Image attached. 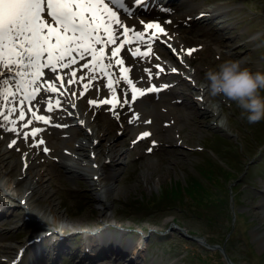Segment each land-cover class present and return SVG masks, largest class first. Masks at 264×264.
Instances as JSON below:
<instances>
[{
	"label": "rangeland",
	"instance_id": "obj_1",
	"mask_svg": "<svg viewBox=\"0 0 264 264\" xmlns=\"http://www.w3.org/2000/svg\"><path fill=\"white\" fill-rule=\"evenodd\" d=\"M187 1L195 5L196 11L220 5L226 9H235L227 14V18H230V29L223 34L220 33L219 37L214 36L223 51L228 52L227 47L233 46V54L218 53L216 46L210 57L206 54L200 55L205 61L202 58L195 59L192 65H182L178 60L161 62V67L166 69L164 74L168 75L165 82L160 76L155 79L158 88H165L164 85L170 83L172 74L177 77L182 73L179 72L181 70L197 68L195 74L189 76L190 86L176 83L178 86L171 87L177 90L180 97L188 98L190 104L186 101L185 106H182L177 104L176 100H172L175 110L163 112L155 108L159 110L141 117V113L151 110L152 107L149 102L137 98L135 109L127 110V115L140 116V123L150 122L149 126L153 129L161 127L162 116L164 118L167 115L168 120L183 116V120L175 128H168L167 132L151 131L157 132V136L163 139L162 143L151 140L153 138L149 140L144 138L142 142L135 143L131 135L115 132L116 135L110 141L103 138L94 148L96 143L90 141V133L86 139L83 134L86 130L90 131V128L92 131L95 126V124L92 126L93 121L97 120V117L100 121L110 124L109 114L103 115L100 112L97 116L96 112L89 110L87 106L83 108L76 106L79 119L75 121L76 123L81 121L82 124L76 128L80 136L77 143L76 141L74 143L84 144L83 150L78 148V154L75 153L78 161L73 163L71 156L66 154L62 156L63 158L57 156L55 158L58 161L50 171H47L45 162L50 156L49 151H36L38 148L36 145L30 147L32 154L36 152V170L46 171L43 182L45 194L41 192V188H38L41 193L33 194V190L28 191V184L22 182V179L20 185L16 184L21 166L23 168L21 159H24V153L20 146L23 139L21 134L23 121L19 119L18 111L12 113L10 117L15 123L0 118V139H5L4 147L13 152L12 158L8 156V161L0 157L2 170L8 169L9 166L12 168L7 176H2L0 172L2 176L0 178L13 181L14 190L5 191L11 195L6 198L13 207L7 208V212L0 207V217H5L0 218V232L3 233L2 235L0 233L2 236L0 250L4 248L2 245H7L6 250H10L9 259L15 257L16 259L12 261H16L25 243L40 231L32 225L28 226L26 216L33 220H42L44 229L54 224L52 219L59 214L72 216L71 222L74 224L60 218L62 220L60 223L69 225L68 228H63L65 236L69 238H64L67 239L65 245L68 250L57 260L58 264H82L80 256L85 247L94 254L95 252L88 246V243L92 242L84 239L88 235L86 233L94 231L96 227L104 228L103 236L112 237L114 243L120 245L131 243L130 247L134 249H131L129 256L124 259L112 255L101 256L102 258L96 260L94 264H130V257L134 255L136 249L141 250L139 264H264V120L248 124L246 120L240 119V109L235 103L224 99L222 105L221 97H212L210 100L216 107L223 108L220 116L214 117L212 113L198 105L194 95L198 85L206 84L205 71L224 60H243L245 66L253 71L264 72V0ZM164 8V14L169 12V16L178 10L175 3ZM215 22L216 20H213L211 23L213 30L219 32ZM246 43L249 44L248 48ZM165 47L168 49V45ZM169 48L172 50V47ZM173 54L176 55V51L173 50ZM173 69L175 71H172ZM105 83L104 80L99 93L105 89ZM115 90V93L121 92L119 86ZM166 92L162 91V95H167ZM65 94V106L70 110V94ZM0 103L2 104V100ZM26 104L27 102L24 108L28 119L30 107ZM3 110L2 112L8 114L7 110ZM113 110L115 109L110 107V111ZM36 111L43 112L39 108ZM155 117L156 122L153 123ZM112 118L115 119L113 116ZM221 120L224 121V128L218 127ZM72 123L68 121L64 124H55L51 128L53 135L61 139L59 145L62 148L71 147L66 143L68 136H65L63 131L70 128ZM19 126H22V130ZM13 127L16 128L15 132L11 131ZM139 127L141 125L134 126L135 134L143 130ZM102 130L103 134L107 135V132ZM110 142L117 143V149L121 154L123 152L122 156L110 157L112 156L108 149ZM39 147L48 148V142ZM151 148L154 150L149 151ZM24 150H28V146ZM9 161L14 163L6 164ZM75 166L84 169V172L73 175L70 170H76ZM92 166L98 169L100 167L101 178H92L89 169H92ZM111 175L114 177L111 178ZM191 185L195 189L193 196L189 194ZM200 192L204 197L198 196ZM197 196L202 199L201 205L194 204L191 199L192 197L196 199ZM22 199H27V204L24 205L26 208H22ZM151 203L156 205L155 209L151 207L153 213L148 215L150 217L147 220L144 212L149 211L147 207ZM50 207L55 213H52ZM45 245L47 242L41 248H46ZM39 247L40 245L30 247L28 255L35 257L36 264H48L52 261L50 254L53 249H48V257L37 258L36 252ZM96 248L100 250L106 246ZM0 256L4 259V252H1ZM25 260H22L23 264Z\"/></svg>",
	"mask_w": 264,
	"mask_h": 264
},
{
	"label": "bare ground",
	"instance_id": "obj_2",
	"mask_svg": "<svg viewBox=\"0 0 264 264\" xmlns=\"http://www.w3.org/2000/svg\"><path fill=\"white\" fill-rule=\"evenodd\" d=\"M106 3H109V6L113 8V10L117 11V14L119 18L121 19L122 23L130 29L129 36H132L135 32H142L144 33V39L141 41H134L130 45H125V48L121 50L120 52V59H123L124 64L123 65H115V60H113V67L109 68L107 71L111 74V78L113 79V87L119 86L121 88L120 93H115V96L119 98L120 103L116 105L115 110L112 112L110 111V107L113 108L112 104H104L102 101L104 100H112L113 99V93L109 88L107 87L108 85V77L101 75V73L97 70L95 72L89 71L88 69H84L82 65L86 61H78L76 65H72L71 69H59L57 73H51L50 70L45 69V77L42 79L40 86H41V91L37 94L36 98L31 101H25L24 104L27 102L26 106L33 108L35 111L37 108L44 112H37V115H42L45 116L50 120L49 123H44L38 120H35L32 118L31 112H29V118L26 120H31V124L28 127H24L25 121H23V128L22 126H19L22 130L21 134H23V139H21V148H23V157L24 159H21V162L23 163V168L21 166V171L17 175V183L19 184L20 181L26 182L28 185V191L33 190V194H37L39 192L38 188H41V192L45 194V187H44V181H45V172L42 170H36L37 164L35 163V160L37 159V156L35 154H32L31 151L29 150L30 147L32 146H37V150H44L45 148L42 149L41 144H39L40 140H43L44 143L48 142V151L50 153V156L48 160H46V170L50 171V168L56 163L58 160L55 157H61L64 154L67 156H71V161L73 163H76L78 159H76L75 153L79 149L83 150L82 148L84 147L83 143H77V140L79 139V132L76 130V128L79 127V125L82 124L81 121L76 123L75 120L79 119V113L75 110L76 106H81V108L87 106V108L93 112H96V115L98 116V113H102L103 115H108L109 119H111V123L108 124L106 121H100L98 117L96 118L97 120L93 121L92 126H95L90 128V131L86 130V133H84V139L88 137V134L90 133V141H95L96 145H94V148L98 145L99 142H102L103 138H106V140L110 141L114 135L118 132H122L124 134H129L134 138L135 143H140L142 140L145 139H151L153 141L162 143L163 139L157 136L156 133H151V131H162L167 132L168 128H175L177 124H179L183 120V116H178L174 117V120H168L166 119L167 115L163 118L162 116V124L161 127H157L156 129H153L152 126H149V123L146 122L144 124H141L139 119L140 116L142 117L143 115H149L150 113L156 112V110H163V112H171L175 109H173V101L176 100L177 104H182V106H185L186 101L190 104V100L185 97H180L179 93L177 90L171 89V87L178 86L177 84H186L187 86H190L191 84V79L189 76L192 77L193 74H195L196 70L195 68H187L185 71L181 70L179 76L175 77L172 74V77H170L169 82L167 84V87L165 88H158L161 89L156 92H151L148 91L149 88H151L153 85L157 88L159 87L156 84L155 79L159 78V76L162 79V81L165 82L167 80L166 75L164 74V71L166 69H163L161 67V62L163 61H168V62H174L175 60L179 61L182 65H192L193 60L198 59V60H204L203 57L200 55L206 54L207 57L211 56V53H213V48L216 47V50L218 53H226V54H233L232 53V48L233 46H228V52L222 50L221 44H219L214 36H220V33L223 34L227 32V30L230 29V18H227V14L230 12H233L235 9H226L223 6H210L207 7L206 9L202 10H195L196 7L195 5L191 4L187 0H160L157 2V0H145L143 4H137L136 0H131V3H129V0H127V4L124 2L125 7L128 9L126 12L124 8H120L115 4L111 3V0H105ZM168 2V3H166ZM170 2H174L178 6V10L175 11L172 15L169 16V12L164 14L163 9L164 6L170 5ZM132 4V6L128 5ZM133 6L135 8H133ZM174 10V9H173ZM196 11V12H195ZM163 12V13H162ZM195 12V13H193ZM201 13V14H200ZM168 14V15H167ZM198 14V16L196 15ZM167 15V16H166ZM199 17V18H197ZM218 19V20H217ZM213 20H216L215 26L218 27V31L213 30L212 22ZM147 23H158L161 25V27L164 28L165 32L167 35L161 34V33H156V30H149L145 28V25ZM212 26V27H211ZM118 27V26H114ZM156 33L154 38H150V34ZM117 36H118V43L124 39L122 35V30L117 31ZM239 37H237L238 39ZM174 41V42H173ZM153 42L156 44L154 45ZM254 42V40H253ZM251 43V42H250ZM151 44V52L150 55L147 57H140V56H133L132 51L135 50V48H139L140 51H148L149 48L147 49L148 45ZM158 44V45H157ZM154 45V46H152ZM165 45H168L165 47ZM248 48L249 44H245ZM164 46V48L162 47ZM243 46V45H242ZM99 47V46H97ZM114 46H109V49H106V55L110 56V49ZM172 47V50L169 48ZM191 49H195L194 52H192L191 55L188 54V51ZM173 50L176 51V55L173 54ZM206 57V58H207ZM87 61H90V58H86ZM107 59L103 61V63L107 64ZM163 66V64H162ZM127 67L130 69L129 72V79L132 80V84L135 85L137 89L140 91L144 92V95L137 96L135 99H132L133 93H132V85H129L125 80H123V73L121 71L122 68ZM160 69H163L161 71ZM75 70L76 71V76L73 77L74 82L73 83H68L69 76L71 74V71ZM150 70L152 75L149 76L148 71ZM58 75L62 76L64 83L63 85L56 84L57 88L59 89L58 92L52 93L46 90L45 85L46 83H52L53 81L51 80V77ZM83 76L84 79L81 80L80 77ZM94 76L95 79H89V77ZM165 78V79H164ZM105 80V85H104V90L99 93V90L101 88L102 82ZM177 80V81H176ZM115 81H119V83H116ZM177 83V84H176ZM2 84V82H0ZM175 84V85H174ZM146 86L145 88L142 87ZM87 86V87H86ZM138 86V87H137ZM161 86V85H160ZM165 86V85H164ZM3 87V85H2ZM167 91L165 96L162 95V91ZM65 93L70 94V101H69V107L70 110L67 109L65 106ZM125 93L127 95H125ZM152 95V96H151ZM162 95V98H161ZM194 95L196 96L195 98L197 99V103L199 106H202L206 109V111L212 113L214 117H219L220 113L223 111V108L221 107H216L211 100V96L208 94L205 86H199L194 90ZM78 96L80 97L78 99ZM101 96V97H100ZM21 95H17L15 98H10L13 99L14 103L9 104L8 108L11 107H16L18 109V106L20 105L19 101L22 99ZM137 98H140L145 100L146 102H149L150 107H152L151 110L141 113L140 116L137 115H127V110L129 109H135V104L137 103L136 100ZM98 99V100H96ZM127 100V103H124V101ZM222 105L224 99L222 98ZM48 101H51L52 103V111H48ZM56 101H59V107L56 106ZM86 103H85V102ZM89 101H96V104H92ZM4 102L2 101V104ZM175 103V102H174ZM1 104V103H0ZM119 105V106H118ZM172 105V106H171ZM99 107V108H98ZM122 107V108H121ZM58 108V109H57ZM61 108V109H60ZM66 108V109H65ZM98 108V109H97ZM159 108V109H155ZM176 108V107H174ZM7 110V108L0 107V112L2 110ZM87 109V110H88ZM124 109V110H121ZM3 110V111H4ZM170 110V111H169ZM72 111V112H71ZM82 111V109H81ZM115 112V114H114ZM69 115V116H68ZM81 115V119L83 116ZM90 115V114H89ZM116 115V116H115ZM117 115L119 118H117ZM162 115V114H161ZM115 117V119L112 118ZM181 120L179 121V119ZM117 119V120H116ZM159 120V117H157ZM74 120V121H73ZM87 120V117H86ZM156 117L153 119V123L156 121ZM68 121H72V125L70 128H66V131H63L65 136H68V142H66L68 145L71 147H61L59 145V142H62L61 139L59 140L57 137L53 135L52 127L55 124H64L67 123ZM152 121V120H150ZM170 123V124H168ZM91 127V123L89 124ZM139 128H142V131H139L135 134V128L134 126H140ZM170 125V126H169ZM169 126V127H168ZM103 127V128H102ZM218 127L224 128L225 124L224 121L221 120V122L218 123ZM39 128L42 129L36 136H32L31 133L34 129ZM73 128V129H72ZM69 129V130H68ZM107 132V135L103 134V130ZM119 130V131H118ZM116 132V133H115ZM145 132L150 133L151 135L144 137L143 139H140L141 135ZM25 133H28L27 139L25 138ZM5 140V139H4ZM3 139H0V157L2 156L5 158L6 161L8 156L12 158L13 152L10 151V149L7 147H4L5 141ZM57 140V141H56ZM32 141V142H31ZM76 141V142H75ZM75 142V143H74ZM82 142V141H81ZM112 143V144H111ZM24 145L25 148L28 146V150H24L25 148L22 146ZM92 145V148H93ZM152 145V144H151ZM154 145V144H153ZM19 145H17L18 148ZM117 143L110 142L108 149L110 150V157L113 156H122L123 152L119 151L117 149ZM61 147V150L59 149ZM20 148V147H19ZM79 148V149H78ZM154 148H151L150 151H153ZM30 152V154H29ZM147 153L149 151H146ZM78 154V153H77ZM74 157V158H72ZM14 163V161H9L6 162V164L10 165ZM79 164V163H78ZM26 165V167H25ZM5 168V166H3ZM70 167H74L73 165H70ZM81 167V166H80ZM83 167V166H82ZM77 168L76 170H70L73 175H80L84 172V169L79 168V166H75ZM11 166H9L8 169L2 170L0 166V172L2 176H7V173L11 172ZM91 170L92 178H101L100 172L101 169L97 167H93ZM104 170V167H102V171ZM86 171V170H85ZM85 174V173H84ZM103 175V174H102ZM0 176V177H2ZM114 177V175H111V178ZM8 178V177H7ZM22 179V180H21ZM21 184V183H20ZM19 184V185H20ZM13 181H10L9 179L5 180L3 178H0V197L4 198V200L0 199V207H3V210L7 212V208H11L13 206H10L11 203L8 202V199L6 198L7 194L5 191H14L13 190ZM26 186V185H25ZM39 192V193H41ZM31 193V192H30ZM9 206V207H8ZM23 208V207H22ZM50 210L53 212V209L50 207ZM2 212V211H1ZM5 218L4 216H2ZM1 218V217H0ZM1 218V219H3ZM66 220L69 223L74 224L72 221V216L70 215H62L60 216L55 215V217L52 219V222H54V226L62 227L64 229L68 228L69 225L67 224H60V221ZM27 224L32 225L34 228H37L36 230L38 233L36 236L33 238L29 239L25 245L26 246H31L33 247L34 243L37 242V244L34 245V247H37L40 245L38 252H36V256L38 257H48V249H53L51 252L50 256L52 255V261L49 262L48 264H58L57 260L62 257L64 254L67 253V247L65 243H67V239H61V241L58 242L57 240L55 243H52V236L48 234L47 231H50L49 228H43L42 226V220H33L30 218H26ZM100 229V228H99ZM96 230V231H99ZM63 230V229H62ZM95 230V229H94ZM46 231V232H45ZM1 233V232H0ZM65 232L63 233H57L59 235H64ZM3 233H1L2 235ZM142 234V232H140ZM0 237L2 238V236ZM55 236L54 234H52ZM93 238L96 239L93 244L88 243V246H90V250L92 249L95 253H91L89 250H87V247L84 248V251L82 252V255L80 258L85 259L84 261L81 260L82 264H94L96 260L102 258L103 256H116L117 258L124 259L125 257L129 256L128 253L131 251V249H134V247H130L131 243H128L129 245H120L114 243L112 240V237H105L103 236L102 232H98L95 235H92ZM69 238V236H67ZM35 239L34 241H32ZM47 242L46 248H41ZM142 244V243H141ZM87 245V244H86ZM9 246V245H8ZM100 246H106V248H102L100 250H97L96 247ZM1 247H4L0 250L1 252H4L5 257L3 259V256H0V264H15V263H22V259H26L24 261V264H36L37 261L35 262V257L29 256L27 251L23 252V255L18 258L16 261V258H8V254L10 253V250H6L7 245H2ZM51 247V248H50ZM13 248V247H12ZM27 248V247H26ZM96 248V249H95ZM140 248V247H139ZM4 249V250H3ZM141 250L136 249L133 252V256L130 257V264H139V258H141ZM30 253V251H29ZM29 256V257H27ZM102 256V257H101ZM19 257V255L17 256ZM136 257V258H135ZM23 259V260H24ZM37 260V259H36ZM23 264V263H22ZM46 264V263H45Z\"/></svg>",
	"mask_w": 264,
	"mask_h": 264
},
{
	"label": "snow or ice",
	"instance_id": "obj_3",
	"mask_svg": "<svg viewBox=\"0 0 264 264\" xmlns=\"http://www.w3.org/2000/svg\"><path fill=\"white\" fill-rule=\"evenodd\" d=\"M136 2L143 4L145 0ZM111 3L128 11L124 0H111ZM145 28L167 35L158 23H147ZM118 29L122 30L124 37L119 43ZM129 32L130 29L122 23L117 11L105 0H0V82L3 85L0 88V100L4 102L0 107L8 109V114L0 112V118L15 123L10 117L12 113L18 111L19 119L25 121L24 127H28L32 121L26 120L24 102L33 101L42 90L40 83L45 77V69L57 73L59 69H71L78 61H86L82 65L84 69L93 72L98 70L101 75L108 77L107 87L112 91L113 99L104 100L102 103L112 104L115 109L120 101L115 96L114 81L107 70L113 67V60L115 65H123V59L119 58L121 50L125 45L143 40L145 35L142 32H135L129 36ZM156 33L150 34V38H154ZM109 46L114 47L110 49V56H107L105 50L109 49ZM148 48V51L142 52L137 47L132 51V55L147 57L151 52V44ZM194 51L195 49H191L188 54L191 55ZM86 58H90V61ZM106 59L107 64L103 63ZM121 71L123 80L132 85V99L144 95V92L137 89L129 79L130 69L124 67ZM146 71L149 76L152 75L150 70ZM75 76L76 71H71L68 83H73ZM80 79L83 80L84 77L81 76ZM89 79L95 77L91 76ZM51 80L53 82L46 83L45 88L56 93L59 91L56 84L63 85V77L56 75L51 77ZM159 90L161 89L154 85L148 89L151 92ZM18 94L23 97L19 101L21 105L19 110L14 106L8 108L9 104L14 103L10 98H15ZM47 103L48 111H52L51 101ZM59 103L56 101L57 107ZM90 103L95 105L96 101ZM28 111L31 112L33 119L44 123L50 122L45 116L37 115L33 108H28ZM11 131L15 132L16 128L13 127ZM40 131L42 129L36 128L31 135L36 136ZM28 135L25 133L26 139ZM149 135L151 134L145 132L140 139ZM43 143V140L39 141V144ZM44 151L47 152L48 149L45 148Z\"/></svg>",
	"mask_w": 264,
	"mask_h": 264
},
{
	"label": "clouds",
	"instance_id": "obj_4",
	"mask_svg": "<svg viewBox=\"0 0 264 264\" xmlns=\"http://www.w3.org/2000/svg\"><path fill=\"white\" fill-rule=\"evenodd\" d=\"M205 88L211 97L234 102L240 119L248 124L264 120V72L253 71L243 60H224L204 73Z\"/></svg>",
	"mask_w": 264,
	"mask_h": 264
},
{
	"label": "trees",
	"instance_id": "obj_5",
	"mask_svg": "<svg viewBox=\"0 0 264 264\" xmlns=\"http://www.w3.org/2000/svg\"><path fill=\"white\" fill-rule=\"evenodd\" d=\"M197 187V186H196ZM195 191V189H194V186L192 187V185H191V187H190V189H189V194L191 195V196H193V192ZM197 193V192H196ZM201 195V192L198 194V196H200ZM197 196V198L196 199H194V197H192L191 199H193V202H195L194 204H199V205H201L200 203H201V200H200V197H198ZM202 197H204L203 195H201ZM156 205V203H151L150 205H149V207H147L148 209H149V211H147V212H144V213H146L145 214V216L147 217V218H145V219H149V217L150 216H148V215H150V213L152 214L153 213V209H155V206ZM198 206V205H197ZM151 207H154L153 209H151ZM167 207H169V205L167 206ZM144 221V220H143Z\"/></svg>",
	"mask_w": 264,
	"mask_h": 264
},
{
	"label": "water",
	"instance_id": "obj_6",
	"mask_svg": "<svg viewBox=\"0 0 264 264\" xmlns=\"http://www.w3.org/2000/svg\"><path fill=\"white\" fill-rule=\"evenodd\" d=\"M230 262V261H229ZM231 263V262H230Z\"/></svg>",
	"mask_w": 264,
	"mask_h": 264
}]
</instances>
